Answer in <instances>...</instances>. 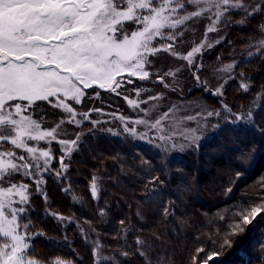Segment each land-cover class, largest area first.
Returning <instances> with one entry per match:
<instances>
[{
    "label": "trees",
    "instance_id": "1",
    "mask_svg": "<svg viewBox=\"0 0 264 264\" xmlns=\"http://www.w3.org/2000/svg\"><path fill=\"white\" fill-rule=\"evenodd\" d=\"M242 13L233 19L241 21ZM261 17L264 14L246 19V27H230V47L242 46ZM161 43L156 41L157 45ZM230 52L223 49V59L230 58ZM165 56L161 51L152 57L148 70L157 68ZM218 61L215 56L214 63ZM169 69L165 66L162 72ZM240 79L249 85L247 93L240 89ZM131 81L126 83L128 89L158 85L154 74L143 81ZM262 85L264 53L240 61L235 79L228 84L225 103L236 113L252 112L255 124L219 128L195 151L181 156L163 147L136 145L127 138L93 131L87 134L84 131L90 124L84 123L75 130L82 134L78 150L71 158H64L69 165L67 173L60 168V153L54 152L55 159L41 177L42 183L25 181L30 189L26 207L31 233H45L33 236L29 252L37 259L58 253L71 264H204L212 253L222 258L213 264H264V132L259 130L264 128ZM95 92L100 93L98 98ZM124 92L122 88L109 91L94 86L86 90L80 104L68 105L84 112L111 97L121 100ZM198 96L217 107L214 97L201 90ZM145 158L152 162L151 167L143 163ZM149 174L160 175L165 181L157 185L162 193L157 199H149L156 195L149 193L151 184L145 179ZM61 175L66 178L61 180ZM93 177L99 178L101 186L98 198L91 195ZM37 187L44 191L38 194ZM73 196L77 197L75 201ZM163 207H168L172 215L164 213ZM260 207L257 219L249 226L236 216ZM138 238L145 243L137 244Z\"/></svg>",
    "mask_w": 264,
    "mask_h": 264
},
{
    "label": "snow or ice",
    "instance_id": "2",
    "mask_svg": "<svg viewBox=\"0 0 264 264\" xmlns=\"http://www.w3.org/2000/svg\"><path fill=\"white\" fill-rule=\"evenodd\" d=\"M201 3H206L207 9L189 12V5ZM233 10L244 13L240 21L244 23L249 16L264 14V0H252L251 3L245 0H0V237L5 238L0 245V264H71V261L61 259L58 253H53L51 257L29 258L33 255L28 251L29 241L34 235H45L42 230L31 233L32 221L27 215L29 185L21 177L32 176L30 171H25L31 169L32 165L26 162L27 157L5 150V145L10 143L16 149L25 148L35 159L38 149L28 146L27 141L56 138L55 129L41 130L33 119L32 111L38 107L37 102L46 101L53 108L62 107L72 113L74 119L73 108L64 100L70 98L79 103L81 85L85 89L95 85L115 91L122 83V79H117L122 73H126L127 77L147 79L149 71L146 69L152 66L151 58L157 53L163 51L180 56L173 44L165 43L158 47L156 41H175L174 30L184 21L200 16L202 11L212 12L218 21ZM168 30L173 31L170 33ZM213 30L208 29L210 32ZM261 31H264V24H261ZM201 51L202 46L193 47L180 58L192 65L196 54ZM239 87L245 93L249 91L247 83H241ZM261 87L264 88V85ZM223 88L224 85H220L213 95H223ZM50 98H55L56 102L53 103ZM129 103L139 106L136 101L130 100ZM220 103L222 110L215 113L209 111L208 117L224 116L226 110L224 118L233 124H255L252 112L245 117L236 114L225 102ZM92 123L95 129L99 121ZM141 123L140 120L135 121V124ZM159 125L160 120H157L148 126L149 131ZM259 130L264 132V128ZM124 131L149 143L155 139L149 135V131L138 132L136 127H125ZM188 131L193 133L196 140L200 139L195 135V129ZM159 132V139L166 142L168 137L163 135V129L160 128ZM59 143L63 146L61 151L70 156L72 145L77 144V140H59ZM261 150L264 151V144ZM39 156L45 158L47 166L51 159L49 152L39 151ZM143 163L151 167L152 162L145 158ZM60 168L64 173L69 170L64 157H61ZM60 178L63 180L66 177L61 175ZM145 179L151 184L149 193L156 194L150 195L149 199L162 195L157 185L165 181L160 175L149 174ZM98 180L97 177L91 180L93 198H98L101 190ZM36 183L39 185L41 181L37 180ZM148 184L144 187L147 188ZM36 191L39 194L44 189L37 187ZM68 191L64 189L65 193ZM76 199L72 197L73 201ZM161 210L172 215L168 207ZM256 214V210H253V219ZM119 222L124 223L122 220ZM249 223L251 221L245 217L244 224ZM144 243L137 239V244ZM127 255L129 253L125 252ZM141 255H144V251H141ZM148 264L151 262L148 261Z\"/></svg>",
    "mask_w": 264,
    "mask_h": 264
},
{
    "label": "rangeland",
    "instance_id": "3",
    "mask_svg": "<svg viewBox=\"0 0 264 264\" xmlns=\"http://www.w3.org/2000/svg\"><path fill=\"white\" fill-rule=\"evenodd\" d=\"M250 1L252 0H245L247 3H250ZM201 9H207V4L189 5L188 10L189 12H193L200 11ZM241 12L240 10H233L231 13L220 17V19L216 21L212 12L202 11L200 16L192 17L184 21L182 25L174 30L176 35L178 34L175 41L162 40L161 44H173V48L180 56L186 55L187 51L197 46H202V51L196 54L192 65H189L188 62L181 59L180 56L165 52L166 56L160 61V65L155 68L157 70L154 69L153 71H149L148 68L146 69L149 71V76L154 74L155 82H152L158 84L156 87H150V89L144 87H130L128 89V84L126 85V83L123 82L124 80H143L138 77H127L126 73H122L121 76L117 77V79H122V83L116 90L118 88L125 89V96L123 99L119 100V98L116 100L114 97H111L108 102L104 101L97 105L94 103L88 111L86 110L84 112L75 110L74 107H72L73 113L75 114L74 119L73 114L68 113L66 109L62 107L53 108L52 105L46 101H38L36 110H30L32 111L33 119L40 125L41 130L52 131L55 129L54 135L56 138H48L41 141L28 140V146H33L38 149L35 154V159L25 148L16 149L10 143L5 145V150H12L16 152L18 156L27 157L28 159L26 162L33 166L31 169L25 170H32V176H22L21 179L24 182L31 179L36 181L39 180L42 183L41 177L46 175L47 170L53 163V157L55 159L54 152H58L61 155L58 157L59 165L61 157L66 159L71 158L78 150L81 142L82 134L75 130L80 128L84 123L90 124V129L88 128L89 130L84 131L87 134L91 133V131L100 132L110 137L127 138L136 145L147 144L149 146L158 147L162 145L163 148L168 152L170 151L169 153L175 156H181V154H186V152L191 153L195 151L197 145L199 147L205 140L215 136L219 128L244 124H233L225 120L224 116L227 115L226 110L224 111V116H207L209 111L215 113L217 110H222L220 102H225L226 96H229V91H227L228 84L235 79V68L237 64L240 61H247L264 53V31H261V24H264V17H261L259 23L254 26L253 33L246 35L247 40L243 42L244 44L242 46L230 47V44L233 43V39L228 40L227 34L229 28L232 26L246 27L245 23H240V21H235L233 19L235 14ZM252 17L254 16H249L247 19H251ZM133 27L135 26L133 25ZM209 28H213L214 30L210 32L208 31ZM168 31L171 33L173 30ZM241 39V41H243L244 37L242 36ZM238 41L240 42V40ZM161 44L157 46L159 47ZM209 45H211V47H209ZM219 47L222 48L217 51ZM225 48L231 51L230 58L223 59L225 53L222 54V52ZM213 55L220 58V61H218L219 63H214L215 56ZM165 66L171 69L162 72V70H165ZM177 69H179V71H177ZM161 77H163V82H161ZM189 77H192L191 83L188 82ZM165 85H167V87ZM220 85H224L223 95H213ZM94 86L95 85L92 87ZM80 87L82 91L79 97V103L70 98L64 100V98L61 97V99L67 104H80L86 94V90L88 91L89 89L83 88L82 85ZM200 90L203 91L205 95L208 94L214 97L217 107H212L210 102H206L201 96H198ZM98 94L100 93L95 92V98L99 97ZM149 97H157V99H149ZM50 99L53 103L56 102L55 98ZM130 100L136 101L139 106H133L129 103ZM120 101H122V103ZM48 111H50V113H48ZM165 113H167V115H165ZM236 114L247 117V113ZM86 116L87 118H85ZM188 117H194L195 119H188ZM136 120H140L142 123L135 124ZM157 120H160L158 128L149 131L148 126L154 124ZM92 121H99L95 129H93ZM213 125L216 127H213ZM125 127H136L138 132L149 131V135L155 139L152 143H149L147 140L126 133L124 131ZM160 128L163 129V135L168 137L166 142L159 139V135L161 134L159 132ZM99 129L110 131H99ZM188 129H195V135L199 136L200 139L196 140L193 133L188 131ZM113 133H115V135ZM78 137L79 139H77ZM185 137L188 139H185ZM59 140H77V144L72 145L73 151L70 156L65 155L64 152L61 151L63 146L59 143ZM181 145H184V147L181 148ZM39 151L49 152L51 159L48 161L47 166H45V158L39 156ZM37 169L39 170L37 171ZM28 193L30 195L29 187ZM261 207H264V204H262ZM261 207L251 208L250 210H245L243 213L238 212L236 216L241 218L242 224H244L245 217L252 223L254 220L253 210H256L257 216L261 211ZM256 216L255 219H257ZM60 220H64V218ZM251 223L247 224V226ZM4 240L5 238L0 237V245L4 243ZM29 258L34 257L30 256ZM221 260L222 258L219 253H212L208 255L204 264L220 263Z\"/></svg>",
    "mask_w": 264,
    "mask_h": 264
},
{
    "label": "bare ground",
    "instance_id": "4",
    "mask_svg": "<svg viewBox=\"0 0 264 264\" xmlns=\"http://www.w3.org/2000/svg\"><path fill=\"white\" fill-rule=\"evenodd\" d=\"M217 62V61H216Z\"/></svg>",
    "mask_w": 264,
    "mask_h": 264
}]
</instances>
